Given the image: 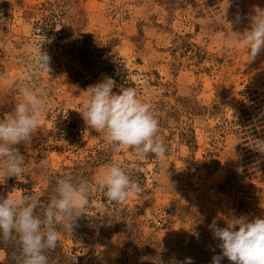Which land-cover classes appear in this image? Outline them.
<instances>
[{
  "label": "rangeland",
  "instance_id": "374dc122",
  "mask_svg": "<svg viewBox=\"0 0 264 264\" xmlns=\"http://www.w3.org/2000/svg\"><path fill=\"white\" fill-rule=\"evenodd\" d=\"M254 5L264 8V0H230L228 18L241 16L240 31ZM226 7L227 0H0V119L13 113L20 86L45 92L40 130L29 148L17 146L32 170L0 185V196L39 194V213L65 173L93 186L77 226L59 229L48 264H211L220 254L213 219L225 227L220 217L230 211L264 218V156L254 151V138H264V53L248 63L246 50L224 46L227 25L216 14ZM40 44L51 79L33 75ZM104 75L114 92L134 87L152 105L167 154L137 162L132 178L142 193L101 213L97 177L133 162L127 148L116 153L103 133L88 132L79 114L84 91ZM41 159L47 170L33 164ZM6 259L0 249V263Z\"/></svg>",
  "mask_w": 264,
  "mask_h": 264
},
{
  "label": "clouds",
  "instance_id": "9594fccd",
  "mask_svg": "<svg viewBox=\"0 0 264 264\" xmlns=\"http://www.w3.org/2000/svg\"><path fill=\"white\" fill-rule=\"evenodd\" d=\"M230 0L227 7L216 14V20L227 25V31L220 36L227 49L239 47L246 50L248 63L254 62L264 53V8L254 5L247 19L249 26L240 31L242 22L239 14L228 18ZM54 39V37L52 38ZM42 40L46 41L45 35ZM43 44V43H42ZM40 44L33 60V75L52 71L51 57L42 50ZM115 81L104 75L102 80L88 86L84 91L79 114L87 126V131L103 133V140L114 152L127 148L132 153V163L121 166L111 164L97 177L95 190L104 200L97 205L103 213L107 205L125 204L132 195H140L141 184L132 178L139 161L153 156L166 159L167 148L159 135V121L148 102L137 99L134 87L114 92ZM45 92L32 84H24L18 89L19 102L12 114L0 119V185L9 178L23 179L32 169L18 145L29 148L35 134L40 130L39 121L45 112L43 97ZM254 151L264 156V138H254ZM33 164L47 170L48 159ZM93 186L87 180H74L65 173L54 188L46 206L40 209V195L0 196V239L14 241L19 249L16 264H48L46 252L54 250L64 228L71 231L77 220L84 214L89 203ZM225 227H220L216 219L209 224L212 238L219 241V255H214L211 264H222L224 258L230 264H264V218L251 221L245 215L237 216L234 211L220 217ZM174 264H193L191 258L175 261Z\"/></svg>",
  "mask_w": 264,
  "mask_h": 264
},
{
  "label": "trees",
  "instance_id": "16d2710c",
  "mask_svg": "<svg viewBox=\"0 0 264 264\" xmlns=\"http://www.w3.org/2000/svg\"><path fill=\"white\" fill-rule=\"evenodd\" d=\"M3 244V245H2ZM0 249H3L6 252L7 259L3 264H12L14 263L15 256L19 253V249L14 246L13 243H8L0 239ZM14 258V260H13ZM1 264V263H0Z\"/></svg>",
  "mask_w": 264,
  "mask_h": 264
}]
</instances>
